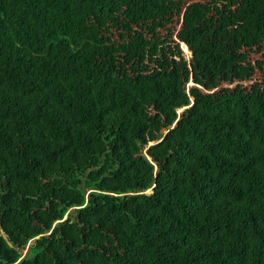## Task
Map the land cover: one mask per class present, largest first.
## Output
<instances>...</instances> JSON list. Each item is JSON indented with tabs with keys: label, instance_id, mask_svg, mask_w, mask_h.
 Returning a JSON list of instances; mask_svg holds the SVG:
<instances>
[{
	"label": "trees",
	"instance_id": "1",
	"mask_svg": "<svg viewBox=\"0 0 264 264\" xmlns=\"http://www.w3.org/2000/svg\"><path fill=\"white\" fill-rule=\"evenodd\" d=\"M0 264H264V0H0Z\"/></svg>",
	"mask_w": 264,
	"mask_h": 264
},
{
	"label": "rangeland",
	"instance_id": "2",
	"mask_svg": "<svg viewBox=\"0 0 264 264\" xmlns=\"http://www.w3.org/2000/svg\"><path fill=\"white\" fill-rule=\"evenodd\" d=\"M92 191H96V189L93 188V187H89V188L86 189V194L89 195L90 192H92ZM149 191H151V190H149ZM74 210H75V208H72L71 211H68L66 213V215H65V218L68 217V214L72 213ZM33 244H34V241L31 240L28 243V245L26 246V248H24V249L21 250V258L22 259H24V258L29 257V256L32 255L31 253H32Z\"/></svg>",
	"mask_w": 264,
	"mask_h": 264
}]
</instances>
